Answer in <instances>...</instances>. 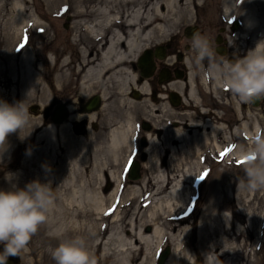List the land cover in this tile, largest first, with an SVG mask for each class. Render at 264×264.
Returning a JSON list of instances; mask_svg holds the SVG:
<instances>
[{"label":"rangeland","instance_id":"1","mask_svg":"<svg viewBox=\"0 0 264 264\" xmlns=\"http://www.w3.org/2000/svg\"><path fill=\"white\" fill-rule=\"evenodd\" d=\"M83 1L85 3L81 0H0V99L9 103L14 102L17 97L19 101L22 100L20 92L23 90L16 85V82L28 76V72L24 70L27 61H35V72L38 74V79L40 77V80L37 79L35 83L32 97L26 102L30 116L29 125L20 133L11 134L8 140L0 145V189L11 188L5 177L9 173H15L17 180L13 183H18L21 188L28 182L38 179L42 183L50 182L53 191V205L47 213L46 222L32 236L25 251H22L19 256L8 259L17 264H55L50 253L61 242L56 238L57 236L65 240L82 237L86 240L89 250L95 255L96 261L97 259L100 261L97 264H114L117 257L101 258L105 253L108 255L105 243L108 236L114 233L113 226L100 236L102 244L99 247L94 246L92 229L99 215L92 208L89 195L93 191L103 195L107 201L106 209L110 211L107 215L108 221H113L121 211L130 218L136 208L134 202L136 191L150 190L156 184L153 183V178L157 175L151 171L150 158L155 160L160 157L179 158L196 153V139L189 138L182 148L169 153L163 138H155L154 144L148 151L149 157L146 164L143 165L142 179L129 182L126 175L127 155L117 160L109 155L110 150L103 147L95 148V141L90 142L86 136L87 123H85L84 114H79L83 119L76 125H73V120L62 125L55 139L47 133L44 135L39 132L32 133V125L38 128L45 123L44 129L50 123L52 125L51 116L54 106L65 105L71 111V115L75 114L80 106L81 89L77 78H74L73 86L64 87L60 92H52L49 87L58 83L57 68L53 59L57 58L56 61H60L57 57L60 51H66L63 58H67L68 61L80 59L79 53L84 45L82 42L75 41L77 34L73 12L87 9V0ZM203 1L205 5L200 8L198 14L180 11L172 15L173 19L181 22V25L175 28L176 30L189 24H197L206 32L210 29L216 30L215 26L222 21L219 18L224 11L223 0ZM56 4L62 5L63 10L56 7ZM120 9L126 11L122 4ZM213 18H216L219 23H214ZM169 19L170 16L166 18L167 21ZM175 20L172 21L175 22ZM158 24L163 23L157 22L156 25ZM9 35H12L13 39L10 40ZM154 37L160 40L164 36L158 33ZM92 41L87 39V44L89 45ZM238 42L240 46H242L241 43L245 46L250 44L246 39L238 40ZM45 46H49L52 50H44ZM12 51L14 55L9 58ZM4 82L9 84L7 88L3 86ZM39 84L47 87L49 91V99L44 103L35 99L41 88ZM27 89L29 90L25 88L24 91ZM262 100L263 103L259 107L248 105L251 110L249 116L243 117L236 108L237 115H232L234 126L229 130L223 125L215 130L224 150L217 152L209 143L202 141L201 152L208 158L204 166L208 176L201 180L200 177L204 173L195 179L197 182L193 185L194 201L190 205L189 213L183 218L187 224L183 223V219L176 223L181 227H189V244L194 247L197 245L195 222L199 221L214 201L224 202L219 210L218 219L220 223H229L227 227L233 236L231 241L238 247L237 252L232 251L226 257L228 261L237 258L238 260L233 264H264V189L247 190L244 187L247 181L243 172L246 163L244 153L250 147L252 137L264 134V99ZM158 116L157 128H162L163 116L162 114ZM244 123L248 124L252 133L250 136L242 131L241 126ZM256 123L261 126L258 132L254 130ZM200 135L199 140L203 138ZM42 165L50 166L51 171L46 172ZM113 173L115 178L112 176ZM239 182L241 187L238 190ZM117 185L119 189L115 192ZM74 189L78 192L79 203L70 207L66 201L71 199ZM85 194H87V200ZM59 227L61 230H58ZM138 231L150 233L152 226H140ZM240 232L243 234L240 235ZM3 247L0 244V251H3ZM168 247L171 249V255L165 264H176L174 247L170 243L162 246L156 253L155 259L153 258L154 260L149 264H158L160 254ZM187 254L189 259L203 264L207 251L190 250ZM139 258L137 264L143 263L146 255L142 253Z\"/></svg>","mask_w":264,"mask_h":264},{"label":"bare ground","instance_id":"2","mask_svg":"<svg viewBox=\"0 0 264 264\" xmlns=\"http://www.w3.org/2000/svg\"><path fill=\"white\" fill-rule=\"evenodd\" d=\"M81 2L85 3L83 0ZM121 4L123 8H126V11L125 9H120ZM204 5L205 2L203 0H87V9L73 12L77 34L75 41L82 42L84 45L79 53L80 59L68 61L67 58H63L66 55V51H60L57 56L60 61L57 62V58L53 59L54 64H56L55 68H57L58 74L56 78L58 83L49 87L52 92H60L63 91L64 87L73 86L75 84L74 78H77L81 89L80 106H78V110L73 115L68 110V118L59 125L54 124L53 121L52 125L50 123V125L45 127L46 129L43 128L46 125L45 123L38 128L32 125V133L39 132L42 135L47 133L55 139L62 125L70 120H73V125H76L79 120L83 119L81 118L82 114L85 115L83 117H86L85 123H87V112L82 111V105L87 102L85 99L89 93H93V91L98 89L99 84L111 77L109 72L120 68L129 59L135 58L144 48L163 43L172 34L180 35L179 32L184 27L192 26L193 24L176 30L175 28L180 26L181 22L173 19L172 15L180 11L198 14L200 8ZM56 7H59L61 11L63 10L60 4ZM223 7L224 11L219 18L222 21L219 22L229 23L235 20L239 22L240 20L242 29L237 34L238 40H248L251 45L250 50L256 46L259 40L264 39V0H223ZM168 16L175 22L170 19L167 21L166 18ZM198 20L199 18L196 22ZM157 22L163 24L156 25ZM219 22L216 21V18L214 19V23ZM82 32L84 33L83 36ZM158 33L164 36L160 40L154 37ZM9 38L11 40L13 36L9 35ZM87 39L93 40L92 43L89 42L88 45ZM44 50L51 51L52 48L45 46ZM13 55V51L10 52L9 58ZM43 58L47 57L43 56ZM27 62L24 70L28 72V76L16 82V85L23 90L20 94L22 95V100H26V102L28 98L32 97L35 83L38 79V74L35 72V61ZM111 65L114 66L111 67ZM124 70L123 75L125 78H130V81L134 82L138 76L137 70L133 68ZM38 80H40V77ZM217 82L221 84L219 81ZM4 83L3 86L7 88L9 84L7 82ZM38 86L41 88L35 99L40 103H44L49 99V91L42 84ZM25 88H29V90L24 91ZM127 91L128 89L123 93L126 94ZM17 101H19L18 97L14 102ZM116 104L120 106L122 104L129 105L124 109L128 121L124 118V122L110 126L111 128L106 134L108 141L103 148L110 150L109 155L118 160L124 154L127 155L132 152L133 142H136L137 127L136 123L133 122L134 113L133 108L130 107L132 103H127L124 95L120 94ZM59 105L65 106L63 104ZM235 105L239 106V104ZM238 106L235 108L241 112ZM147 108L151 113L149 118L157 126L158 115H163V111L156 108V105L151 103V101H148ZM245 112L242 116H249L251 113L250 108H246ZM236 113L235 116L237 115ZM93 117L95 116L92 115L90 119H93ZM241 127L245 135L250 136L252 134L247 123H244ZM254 127V130L258 132L261 126L256 123ZM212 129L210 135H207L206 132L204 134L201 133V135L194 132L192 137H190V139H196L195 155L179 158L169 157L167 159L160 157L156 158V160L150 158L152 163L151 171L157 175L153 178V183L156 184L150 190L137 188V195L134 198L136 208L130 218L121 211L115 216L116 218L113 221H108L107 215L110 211L106 209L107 201L103 195L97 193V191H93L89 195V202L99 215L92 229V238L95 239L94 246L99 247L102 244L100 236L110 226H113L114 229V233L108 236L105 243L108 248V255L105 253L101 258L117 257L114 264H137L138 260H140V255L144 253L146 259L141 264H149L150 261L155 259L159 249L170 243L174 247L176 264H198V262L188 258L187 253L190 250L207 251V254L211 253L210 261L214 262V264H233V262L238 260L237 258H232L231 261L226 260L230 252H237L238 247L231 241L233 236L227 227L229 223H220L218 219L219 210L223 207L224 202L214 201L206 209L199 221L195 222L194 229L197 232V245L194 247L189 244V227H181L180 224H176L189 213L190 205H192L195 196L193 187L195 182H197L195 179L205 173L204 166L207 164L208 158L206 154L201 152L203 150L202 141L209 143L217 152L224 150L218 136L215 134L217 128L212 126ZM199 135L203 137L200 140L198 139ZM182 138L183 144L189 139L186 135H183ZM154 142L155 140L151 139V146ZM94 147L102 149L101 144L94 145ZM114 175L113 173L112 176ZM116 179L119 180L118 178ZM118 189L119 186L117 185L115 192ZM77 194L78 192L74 189L71 199L66 201L68 206L73 207L79 203ZM114 194L112 195V201ZM86 196L87 194H85V199L87 200ZM183 220V223L187 224V221ZM146 225L152 226L150 233L138 231L140 226ZM58 230H61V227ZM242 234L240 232V235ZM101 258L100 260H102ZM96 262L99 263L100 261L97 259Z\"/></svg>","mask_w":264,"mask_h":264},{"label":"flooded vegetation","instance_id":"3","mask_svg":"<svg viewBox=\"0 0 264 264\" xmlns=\"http://www.w3.org/2000/svg\"><path fill=\"white\" fill-rule=\"evenodd\" d=\"M241 25L238 21H232L231 24L221 22L215 26L216 30L210 29L208 32L203 31L197 24L186 26L179 32L180 35L172 34L163 43L144 48L135 58L129 59L120 68L111 70V77L87 95V102L82 105V111L87 112L86 136L90 142L95 141L94 145L101 144V147L108 141L106 134L110 126L124 122L125 119L128 121L124 109L129 105L116 104L119 95L123 94L127 103H132L130 107L133 108L137 137L136 142H133L132 152L127 154L126 175L129 182H135L129 178V168L133 161L140 165L138 181L142 179L151 139L163 138L170 153L184 146L183 135L190 138L194 132L210 134L212 126L218 129L223 125L228 130L233 127L232 115L236 113V102L241 114L246 113L249 104L254 106V102H240L226 86L207 77V60L199 66L192 60L194 33L209 41L217 66L246 56L251 45H239L237 34L242 29ZM141 58H150L151 65L141 63ZM126 68L137 70L138 76L134 82L123 75ZM127 89L126 94L123 93ZM148 101L163 111L162 128H157L155 122L149 118L151 113L147 108ZM262 103L263 100L259 99V104ZM92 115L95 117L90 119Z\"/></svg>","mask_w":264,"mask_h":264},{"label":"clouds","instance_id":"4","mask_svg":"<svg viewBox=\"0 0 264 264\" xmlns=\"http://www.w3.org/2000/svg\"><path fill=\"white\" fill-rule=\"evenodd\" d=\"M193 62L199 66L208 61L205 75L226 86L231 94L242 103H253L264 99V39L249 50L247 55L234 62L217 66L209 41L194 33L192 37ZM30 123L26 100L9 103L0 99V145H3L11 134L23 131ZM30 153V150H28ZM246 163L243 167L249 191L264 189V134L252 137L250 147L245 151ZM50 172L48 165H42ZM5 179L10 183L8 190L0 189V264H7L9 257L19 256L25 251L32 236L46 222L47 213L53 205L51 183L40 180L28 182L19 187L15 173H9ZM241 184L238 183V190ZM51 250L55 264H97L95 255L89 250L82 237L62 239ZM211 253L205 256L203 264H214L210 261Z\"/></svg>","mask_w":264,"mask_h":264},{"label":"water","instance_id":"5","mask_svg":"<svg viewBox=\"0 0 264 264\" xmlns=\"http://www.w3.org/2000/svg\"><path fill=\"white\" fill-rule=\"evenodd\" d=\"M140 62L143 64L151 65V59L150 58H141ZM256 106H259V99L254 101V107H256ZM55 107H56L55 112H54L53 116H51V117H52L53 123L56 125H59L68 118V116H69L68 112L69 111L67 110V108L65 106H62V105H57ZM86 111H87V106H86ZM129 173H130L129 178L131 180L136 181V180L140 179V176H139L140 165L137 164L136 161L131 163V166L129 168ZM170 253H171V249L166 248L160 254L159 259H158V264H165L169 255H171ZM7 264H17V262H15L13 260H8Z\"/></svg>","mask_w":264,"mask_h":264},{"label":"snow or ice","instance_id":"6","mask_svg":"<svg viewBox=\"0 0 264 264\" xmlns=\"http://www.w3.org/2000/svg\"><path fill=\"white\" fill-rule=\"evenodd\" d=\"M23 47V45L21 46ZM208 176V173H205L203 176L200 177L201 180L205 179Z\"/></svg>","mask_w":264,"mask_h":264}]
</instances>
